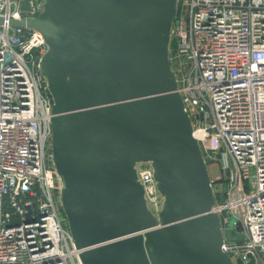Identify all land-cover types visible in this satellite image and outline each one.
Wrapping results in <instances>:
<instances>
[{"label": "water", "instance_id": "95a60500", "mask_svg": "<svg viewBox=\"0 0 264 264\" xmlns=\"http://www.w3.org/2000/svg\"><path fill=\"white\" fill-rule=\"evenodd\" d=\"M178 6L179 0H42L37 17L9 22L40 33L46 46L39 70L50 150L81 264H233L224 239L243 240L231 224L222 232L177 91L170 46ZM143 172L152 177L155 204L144 192Z\"/></svg>", "mask_w": 264, "mask_h": 264}, {"label": "built area", "instance_id": "2783aa9c", "mask_svg": "<svg viewBox=\"0 0 264 264\" xmlns=\"http://www.w3.org/2000/svg\"><path fill=\"white\" fill-rule=\"evenodd\" d=\"M42 0H0V264H81L63 217L40 33ZM171 60L233 264H264V0H179ZM186 17V18H185ZM203 133V139L195 134ZM144 192L156 202L149 172ZM27 208L30 211H27ZM28 216V217H27Z\"/></svg>", "mask_w": 264, "mask_h": 264}, {"label": "bare ground", "instance_id": "6f19581e", "mask_svg": "<svg viewBox=\"0 0 264 264\" xmlns=\"http://www.w3.org/2000/svg\"><path fill=\"white\" fill-rule=\"evenodd\" d=\"M195 136L197 139H203L204 138L203 133H197V134H195Z\"/></svg>", "mask_w": 264, "mask_h": 264}, {"label": "rangeland", "instance_id": "374dc122", "mask_svg": "<svg viewBox=\"0 0 264 264\" xmlns=\"http://www.w3.org/2000/svg\"><path fill=\"white\" fill-rule=\"evenodd\" d=\"M179 10H180V8L178 7V12H177V16L179 15ZM186 18V17H185ZM212 175V171H211V174H210V176Z\"/></svg>", "mask_w": 264, "mask_h": 264}]
</instances>
